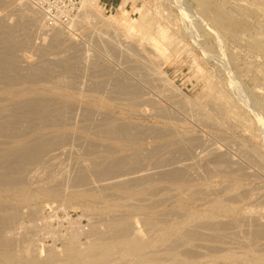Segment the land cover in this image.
<instances>
[{
    "label": "rangeland",
    "instance_id": "1",
    "mask_svg": "<svg viewBox=\"0 0 264 264\" xmlns=\"http://www.w3.org/2000/svg\"><path fill=\"white\" fill-rule=\"evenodd\" d=\"M15 2V0H0V62L4 61L0 63L2 67L0 69V84L2 83L1 87L5 84L11 85L8 87L10 89L13 88L11 89L13 91L21 90L22 87L33 88L34 93L31 96H26L28 98L19 99V97H15L11 100L8 97L7 100L6 96L8 95L4 93L0 105H6L5 107H7L13 102L14 104L15 102L18 103V101L19 103L20 101L24 102L26 99H33V95L37 97L40 95L41 98L47 99L53 95L55 90L62 94V91H67L65 95L67 93L71 98L74 97L72 100L77 97L76 100L78 102L75 100L76 105L69 102L67 105V102H65L67 98L63 97L61 98L62 100L60 99L61 101H55L56 103L53 105L51 98L49 99L52 103L45 99L44 108L42 107L43 112H46V110L47 112L53 111L51 108L55 110L53 112H56V110L58 112L62 111L59 112L60 114L57 113L58 117L56 118V121H59L56 122L59 128V131L57 130L58 133H51L50 129L49 131H41V134L44 135L45 133L46 136L40 134V138L36 139L37 141H43L45 138L46 141H50L45 146L46 148H42V153H39L42 159L39 157L36 162L29 160V155L32 151L29 155L28 151V153L20 151L21 154L15 152V155L18 154V158L14 154L11 155L7 152H13L11 150L14 149L13 145H11L13 141L19 137L24 139L28 135L32 137L30 135L32 134L31 132L37 131L27 130L32 124L34 126L37 125L33 120L31 122V118H28L30 114L26 115L23 113L18 116L17 121L23 124L17 122V126H21L16 131L0 130V174H4V170H6L5 172H9V176L16 180V185L13 184V187L4 185L2 188L3 185L0 186V208L2 211L4 210L2 212L0 209V220L5 218V222L2 219L4 223L0 221V224L2 225L3 223V225L7 226L0 228V245L2 246L0 250L4 248L5 244L8 246L10 243L11 254H15V258L17 257L16 260H13L15 264H73L69 262L68 253H65L68 252L69 247L70 249L73 247L74 249L81 248L76 249L79 251H82L83 248V251H85L84 249L93 245V243L96 244V242L98 243L96 246L100 245L101 247L102 244L113 241L112 236L116 240L113 232L111 233L110 231L112 225V227L120 224L125 226L133 223L134 225H132L135 228L137 227L139 238L150 242L149 247L147 246L143 253L144 255L146 254L145 257L153 256L151 259L146 258L149 261L142 262L143 264H146V262L147 264H155L160 261V258H162L161 263L158 262L157 264H162V262L163 264H176L181 262L182 259H184L185 264H246L247 261V264H264V248L258 247L262 241L264 243V233L263 237L255 238L261 242L259 241L258 243L255 239H252L255 240V244L256 242L258 243V246L253 241L250 242L256 222L254 223L251 220L250 226V220H248L249 223L246 222L248 223L247 225L246 223L244 224L245 221L242 219L243 213L247 210L253 211L255 209L258 210H254L255 212L262 213L258 223L260 221L263 223L264 221V0H113V2L111 0H97L96 3L100 9L99 14L102 19L84 10L85 7L81 3L75 21L69 27H64L70 35L69 39H65V41L61 39L63 41L57 43L51 41L50 35L47 36L51 34L53 29L49 31L42 24L38 14H36L34 27L30 25L27 19L30 14L28 10H34L28 4L22 0L21 4L23 5L18 6ZM122 14L125 15L124 21ZM142 18L147 21L150 20L154 28L153 34H149L148 37L137 29H133L135 33L132 32V29L125 31L127 29L126 26H129L131 21L139 22ZM121 23L124 24L121 25ZM157 29L164 31L169 37L171 35L172 38L170 37V40L171 42L173 40V42L168 44V46L166 43L164 45V41L155 36L157 35ZM150 39L151 42L154 41L155 43L159 41L157 44H160L159 50L163 54L160 59L154 57V51L153 53L151 52L155 48L150 49L151 51L148 48L146 49L145 44L150 43ZM47 42L50 46H48ZM9 62H11L10 67H8ZM14 67L16 69H13ZM148 70L157 72L155 75L158 74L160 79L157 78V75V77L155 75L151 76L154 72L149 75ZM147 74L150 77H147ZM151 77L153 79L156 78L159 82H155V79L154 81L151 80ZM47 87H49L50 92L46 90ZM72 87L77 88L73 89ZM88 96L89 98H87ZM46 101L47 104L45 105ZM85 101L91 102L87 104ZM100 101H105L107 106L105 104H96ZM73 105H75V108ZM116 105L120 107H116ZM66 106L70 108L68 107V109ZM129 106L133 109L130 107L132 109L130 110ZM56 107L57 109H55ZM101 110L106 111L104 112V114L106 113L105 117L104 114L103 117L100 116L101 114L97 115L96 112L100 111L101 113ZM138 110H141L140 113L142 115H137L139 114ZM108 111H110L109 114H107ZM62 114L63 116H61ZM20 116L25 118L22 117L19 120ZM23 120L31 123H24ZM61 120L63 122H60ZM26 124L29 126L26 127ZM117 124L122 132L116 128ZM122 125L125 127L128 125L129 130L127 127L122 128ZM45 127L42 126L38 130ZM105 127L107 131L109 129V132H106L107 135H104ZM109 127L113 129V131L111 130L113 133L110 132ZM26 132L29 133L26 134ZM15 133L19 134L15 135ZM20 133L24 136L22 134L20 136ZM34 133L33 137H37L40 131ZM50 138L53 140L51 141ZM4 141L8 142L4 143ZM44 150L47 151L44 152ZM49 150L50 153L48 154ZM186 151L187 153H185ZM23 154L28 156L25 155V157ZM21 158H24V161ZM125 160L129 163H125ZM95 161L96 163H94ZM111 162L115 163L112 164ZM190 163L192 164L190 165ZM90 164H95V166ZM119 164L120 166H118ZM11 165L13 172L11 171ZM111 166L115 168L113 169ZM132 166L133 169L131 168ZM118 167L122 168L118 170ZM173 167H178V169L181 168L182 170H176L177 173H174L175 169ZM102 170L104 172L106 170L107 173L102 174ZM171 170L173 174L169 173ZM110 171L114 178H112ZM126 172H128V175L125 174ZM100 173L104 177L99 176ZM147 173L149 177L145 175ZM178 173H180L179 176H176ZM139 174L147 176L145 180L144 176L142 177L146 183L141 178L137 179ZM133 175L137 177L134 178ZM127 176L130 178L128 179ZM119 177L121 179L126 177L125 179L128 180H122L121 183H117L121 181ZM77 179H80V181ZM55 180L59 182V185ZM124 181L125 183H123ZM81 182H85L87 185ZM54 183H56L55 187L58 186L55 189ZM98 186L101 187L99 188ZM215 187L216 191H219L216 194L213 192V194L212 191H215ZM154 188H157L158 191ZM170 189L173 190L168 191ZM179 189L182 191H179ZM193 189H196L194 190L196 193L193 192ZM200 189H204V191ZM52 190L58 191L59 195ZM198 190H200L201 194H198L200 193ZM18 193L20 194L18 195ZM172 194H174V198L171 197L173 196ZM138 197L142 200L140 198L137 199ZM169 197L171 198L169 199ZM195 197H198V199H195ZM199 198H202V200L200 201ZM153 199L154 201L152 202ZM207 199L209 202H207ZM253 200H256V202ZM157 201L159 202L157 203ZM151 202L152 205L150 204ZM223 204L230 209L224 208ZM215 206L216 210L214 209ZM244 210L246 211L244 212ZM172 211L180 212L179 214L181 215L179 216L178 213ZM156 215L157 217H155ZM182 215L183 217L181 218ZM192 215L210 218L211 220L216 218L213 220H220L222 223L224 221L226 223L227 220L229 223L223 224L226 227L227 225L230 226V229L234 224L238 223L237 225L242 227L235 225L233 228L237 226L235 231L239 228L238 233L241 232L239 237H242V239L243 237L245 239L249 237V242H246L248 245H244V248L240 244L241 242L237 241L239 240L236 236L237 232V234L234 232V236L237 239L233 235L230 237L227 235L226 237L230 239H226L223 236L222 240H229L228 242L222 241L220 237L213 243V241L211 242L212 233L209 235V231L207 234L203 233L202 239L196 238V240L201 239V241H196L195 239L190 241L187 239V242L188 244L193 242L196 243L194 245L199 244L201 246L204 243L203 247L206 251L204 248L201 250L206 252L204 255L210 254L211 257H204L203 259V256H198L200 257L198 258L193 253L192 255L196 258L193 256L191 259L189 257L192 255H187L186 253L185 256H182L181 253H185L182 249L180 252V247H175V245L172 248L170 247L169 250L168 247H164L162 250V247L160 248L159 246L160 250L158 249L157 255L155 251L158 247L155 246L158 245L163 232L160 229H164L165 226L167 230L173 221H175L173 223L174 226H182L188 218L193 217ZM144 216L146 218L149 217V219ZM167 217H170V219H167ZM239 218L242 219L243 222L240 221L242 224L237 222ZM145 221H148V223L152 222V224L147 222L146 224ZM127 222L128 224H125ZM258 223L257 225L260 226ZM245 225L247 230L250 226V232H248L249 230L245 231ZM252 225L254 226L253 228H251ZM149 226L151 229H149ZM233 228L232 232L228 231L229 234H233ZM153 229L158 231L156 232ZM248 234H251L250 236L252 237L250 238ZM156 235L158 236L156 237ZM205 235L207 237L211 236L209 237L211 240ZM104 236L107 237L105 238ZM232 236L236 242L234 243L235 245L231 244V242H234L231 241L233 240ZM262 238L263 240H261ZM213 239L215 240V237ZM242 239L240 240L244 242ZM172 242L174 243V240ZM175 242L177 241L175 240ZM226 242L228 245L224 244ZM2 243L5 244L3 245ZM210 244H213L216 248L218 245L221 246V248L218 246L219 248L216 250L218 252L215 251L218 256L213 252L214 250H210L212 248L209 247L211 246ZM206 245L210 248L208 252ZM224 245L228 249H225ZM174 247L178 250H175ZM222 248L226 250L227 256L223 253L225 251ZM230 248L234 252L230 253ZM259 248L262 252L258 251L260 250ZM152 249L154 254H152ZM248 250L249 252L247 253ZM170 251L173 256L169 254ZM3 252L4 250L0 251V264H4V260H2ZM164 252L168 254L165 255ZM174 252L178 255L174 254ZM48 253L49 260L45 262L44 260H46V254ZM113 253L115 254L113 255ZM52 254L54 256H51ZM65 254L66 257L68 256V263L64 260L66 259ZM159 255L160 257L158 258ZM168 255L169 258L170 256L172 257L170 260H168ZM212 255L217 256V258H213ZM219 255H221V259ZM108 256L104 255L105 263L102 261L103 263L95 262L94 264H142L135 257L123 256L117 250L112 251L111 255L109 254ZM222 256L226 257L223 258ZM107 258L110 262L107 261ZM152 259H154L153 262ZM190 259L192 261H189ZM193 259L196 261L194 260L193 262Z\"/></svg>",
    "mask_w": 264,
    "mask_h": 264
},
{
    "label": "bare ground",
    "instance_id": "2",
    "mask_svg": "<svg viewBox=\"0 0 264 264\" xmlns=\"http://www.w3.org/2000/svg\"><path fill=\"white\" fill-rule=\"evenodd\" d=\"M12 1V0H11ZM16 2H15V4H17L18 6H21V5H23V4H21L22 3V0H15ZM24 1V0H23ZM80 2L82 3V6L83 7H85V9L84 10H86V11H89V12H91V13H93L94 15H96V16H98L100 19H102L101 18V15L99 14V11H100V9L98 8V5H97V0H80ZM13 3H14V1H13ZM6 4V3H5ZM11 6V5H10ZM14 8V7H13ZM19 10V9H18ZM29 12H30V14H29V17L27 18L28 19V22L30 23V25L32 26V27H34V23H35V20H36V12H34V11H31V10H28ZM122 16H124L123 17V21L125 20V15L124 14H122ZM38 17V16H37ZM144 18H145V16H144ZM112 21H113V19H112ZM26 23H27V21H26ZM124 23H121V25H123ZM119 27H120V25H119ZM126 28L127 29H125V31L126 30H128V29H132V32H133V29H137L140 33H143L144 35H147L148 37H149V34H153V26H152V23L150 22V20H144L143 18H142V20H139V22H133V21H131V23H130V25L129 26H126ZM155 28H157V27H155ZM161 28V27H160ZM30 30H32V29H30ZM41 30V29H40ZM42 31V30H41ZM50 31V30H49ZM51 31H52V29H51ZM123 31V30H122ZM130 31V30H129ZM153 31V32H152ZM46 32V31H45ZM128 32V31H127ZM131 32V31H130ZM133 33H135V32H133ZM157 35H155V36H158L159 37V39L160 40H162V41H164V45H166L167 44V46H168V44H171L172 42H173V40H172V42H171V40H170V37H171V35H170V37H169V35H167L164 31H162V30H158L157 29ZM155 34V33H154ZM51 36V41L53 42V43H57V42H61V41H63V40H61V39H64V41H65V39L67 40V39H69V34H68V32H67V30H65L64 29V27H61V28H57V29H53V31L51 32V34H48L47 36ZM154 36V37H155ZM110 37V36H109ZM113 38V37H112ZM172 38V37H171ZM152 39H154V38H152ZM146 40H147V38H146ZM146 40H145V42H146ZM50 41V42H51ZM109 41H111V40H109ZM115 41V40H114ZM136 41V40H135ZM156 41H157V39H156ZM112 42V41H111ZM48 43V42H47ZM149 43V42H148ZM148 43H144L145 44V47H146V49L148 48L149 49V51H151L153 48H155V49H153L151 52L153 53V51H154V57H156V58H158V59H160V57L163 55L162 54V52H160V50H159V45L160 44H157V43H159V41L157 42V43H155L154 41L153 42H151V39H150V43L148 44ZM166 43V44H165ZM174 43H175V41H174ZM135 44H137V43H135ZM143 44V45H144ZM48 46H50L49 45V43H48ZM161 46H163V45H161ZM160 46V47H161ZM172 46V45H171ZM170 46V47H171ZM54 47V46H53ZM132 47V46H131ZM166 47V46H165ZM131 49V48H130ZM151 49V50H150ZM162 49H164V48H162ZM166 49H167V47H166ZM166 49H164V50H166ZM170 49V48H169ZM8 51H9V49H8ZM125 51V50H124ZM167 54V53H166ZM127 55V54H126ZM135 55V54H134ZM147 57V56H146ZM155 58V59H156ZM48 59V58H47ZM74 59V58H73ZM149 60H150V58H148ZM153 59V58H152ZM2 60V59H1ZM5 60V59H4ZM68 60V59H67ZM72 60V59H71ZM70 60V61H71ZM77 60V59H76ZM146 60V59H145ZM1 62H4V61H1ZM0 62V63H1ZM46 62V61H45ZM45 62H42V63H45ZM56 62V61H55ZM60 62V61H59ZM72 62V61H71ZM74 62V61H73ZM148 62V61H147ZM8 63V62H7ZM10 63L11 62H9V66L8 67H10ZM16 63V62H15ZM47 63V62H46ZM51 63V62H50ZM68 63V62H67ZM76 63V62H75ZM56 64H57V62H56ZM59 64V63H58ZM148 64V63H147ZM18 65V64H17ZM25 65V64H24ZM46 65V64H45ZM52 65V64H51ZM62 65V64H61ZM139 65V64H138ZM3 67H4V65H2ZM6 66V67H7ZM56 66V65H55ZM66 66V65H65ZM143 66V65H142ZM1 67V66H0ZM49 67V66H48ZM73 67V66H72ZM139 67V66H138ZM145 67V66H144ZM147 67H148V65H147ZM34 68V67H33ZM63 68V67H62ZM61 68V69H62ZM68 68V67H67ZM142 68V67H141ZM0 69H2V67L0 68ZM5 69V68H4ZM3 69V70H4ZM8 69V68H7ZM13 69H16L15 67L13 68ZM22 69V68H21ZM60 69V68H59ZM69 69V68H68ZM144 69V68H143ZM149 69H151V68H149ZM20 70V69H19ZM38 70V69H37ZM9 71V70H8ZM18 71V70H17ZM147 71V70H146ZM39 72V71H38ZM148 72H149V75H150V73L152 74V72H154L153 70H151V71H149L148 70ZM4 73V72H3ZM6 73V72H5ZM10 73V72H9ZM146 73V72H145ZM155 73H157V72H154V74H152L151 76H153V75H155ZM10 74H12V73H10ZM18 74V73H17ZM30 74V73H29ZM15 75H16V73H15ZM148 74H147V77H150ZM157 76H158V74H156ZM155 75V77H157ZM5 76H7L6 74H5ZM13 76V75H12ZM27 76V75H26ZM8 77H9V75H8ZM35 77V76H34ZM43 77V76H42ZM15 78V77H14ZM157 78H159V76L157 77ZM0 79H1V77H0ZM5 79V78H4ZM6 79H7V77H6ZM5 79V80H6ZM20 79V78H19ZM31 79V78H30ZM42 79V78H41ZM121 79V78H120ZM150 79V78H149ZM155 79V82H159V81H157L156 80V78H154ZM154 79H153V77H151V80H153L154 81ZM160 79V78H159ZM2 80H3V78H2ZM4 80V81H5ZM12 80V79H11ZM10 80V81H11ZM17 80V79H16ZM117 80V79H116ZM1 81V80H0ZM8 81V80H7ZM23 81V80H22ZM28 81V80H27ZM120 81V80H119ZM12 82H14V81H12ZM29 82V81H28ZM50 82H52V81H50ZM70 82V81H69ZM128 82V81H127ZM16 83V82H15ZM32 83V82H31ZM48 83V82H47ZM54 83V82H53ZM61 83V82H60ZM149 83V82H148ZM2 84V83H1ZM0 84V102H2L1 101V99H2V97L4 96L3 94L5 93V94H7L8 96H6V99L8 100V98H9V100H11V99H13V98H15V97H19V99L20 98H28V97H26V96H31L32 95V93H34L33 91L34 90H32L33 88L32 87H30V88H32V89H29V87L28 88H23L22 87V89L20 90V89H18V90H16V91H13V90H11V89H13V88H11L10 89V87H8V86H11V85H8V84H5V85H3V87H1L2 85ZM27 84H29V83H27ZM125 84V83H124ZM158 84V83H157ZM7 85V86H6ZM16 85V84H15ZM18 85V84H17ZM56 85V84H55ZM70 85V84H69ZM41 86V85H40ZM127 86V85H126ZM130 86V85H129ZM136 86V85H135ZM13 87V86H12ZM20 87V86H19ZM18 87V88H19ZM33 87H35V86H33ZM44 87H45V85H44ZM43 87V88H44ZM51 87H53V86H51ZM139 87V86H138ZM55 88H57V87H55ZM63 88V87H62ZM71 88V87H70ZM73 88V87H72ZM75 88H77V87H75ZM75 88H73V89H75ZM101 88V87H100ZM120 88V87H119ZM124 88V87H123ZM140 88V87H139ZM16 89V88H15ZM51 89V88H50ZM54 89V88H53ZM52 89V90H53ZM137 89V88H136ZM36 90V89H35ZM46 90L48 91L49 90V87H47L46 88ZM59 90H61V89H59ZM106 90V89H105ZM39 91V90H38ZM44 91V90H43ZM54 91V90H53ZM57 91H58V89H57ZM71 91H73V90H71ZM37 92V91H36ZM49 92H50V90H49ZM60 92V91H59ZM63 92V94L61 93H58V92H56V90H55V92L53 93V95L51 96V97H49V98H51V101L53 102V105H54V103H56L55 101H61L62 99L61 98H67L66 99V101L65 102H67V105H68V102L69 103H74L75 105H76V103H75V100H76V98L75 99H73L72 100V98H74V97H72L71 98V96H69V95H67V93H66V95H65V92H67V91H62ZM80 92V91H79ZM107 92H109V91H107ZM107 92H106V94H107ZM40 93V92H39ZM44 93V92H43ZM45 94V93H44ZM130 94V93H129ZM3 95V96H2ZM39 95V94H38ZM48 95V94H47ZM49 95H50V93H49ZM72 95V94H71ZM74 95V94H73ZM131 95H133V94H131ZM8 97V98H7ZM34 97H36V98H34ZM46 97V96H45ZM132 97H134V96H132ZM49 98H47L48 99V102L50 101V99ZM87 98H89V96L87 97ZM4 99V98H3ZM6 99H4V100H6ZM31 99V100H30ZM29 100H27L26 99V101H24V102H21L20 101V103H19V101H18V103L17 102H15V104H14V102H13V104H7L8 106L7 107H5V106H1L0 105V130H11V131H16L17 129H19L20 127L19 126H21V125H18L17 126V118H18V116L19 115H22L23 113L24 114H26V115H28V114H30L29 115V117L28 118H31V122H32V120L37 124V125H31V126H29L28 124H30L31 122H29V121H24V123L26 122V123H28V124H26V127L27 126H29L28 128H27V130H29V131H33V130H37V131H40V133L39 134H37V135H39V136H37V137H33V133L35 132H37V131H34V132H31L32 134H30V135H32V137H30L29 135L28 136H26V137H24V139H22V138H18V139H16L15 141H13V143L11 144V145H13V148L14 149H11V150H13V152L11 151H7V152H9V154H11V155H13L14 154V156L16 157L18 154L17 153H20L21 154V152L20 151H25L26 153H28V155L30 154V152L32 151V155L30 154L29 156V160L30 161H34V162H36L38 159H39V157H40V154L39 153H42V148H46L45 146L50 142H48V141H46L45 140V138H44V140L43 141H37L38 139V137L40 138V136L42 135V136H46L45 135V133H44V135L43 134H41V131H49V129L51 130L50 132L52 133V132H57V130L59 131V128H58V123H56L57 121H56V118L58 117V114H60L59 112L60 111H62V110H60L59 112L56 110V112H53V111H55L53 108H51V110H53V111H49V112H47V110L46 109H44V110H46V112L44 111L43 112V109H42V107L44 106V102H45V99L44 98H41L40 97V95H39V97H37V96H34L33 95V99L32 98H30ZM44 99V100H43ZM46 99V100H47ZM61 99V100H60ZM83 99H84V97H83ZM24 100V99H23ZM92 100V99H91ZM113 100V99H112ZM118 100V99H117ZM50 101V102H51ZM82 101V100H81ZM103 101V100H102ZM109 101V100H108ZM120 101V100H119ZM151 101V100H150ZM11 102V101H10ZM9 102V103H10ZM51 102V103H52ZM63 103H64V101H62ZM76 102H78L77 100H76ZM91 102V101H90ZM90 102H87V101H85V103H90ZM133 102V101H132ZM50 103V104H51ZM128 103H130V102H128ZM143 103H144V100H143ZM47 104V101H46V103H45V105ZM57 104H59V103H57ZM60 104H61V102H60ZM82 104V103H81ZM84 104V103H83ZM93 104H95V103H93ZM96 104H105V106H107L106 104L107 103H105V101L104 102H97ZM120 104V103H119ZM142 104V103H141ZM147 104V103H146ZM70 105V104H69ZM75 105H73V107L75 106ZM113 105H115V104H113ZM123 105H125V104H123ZM122 105V106H123ZM132 105V104H131ZM72 106V105H71ZM81 106V105H80ZM88 106V105H87ZM98 106V105H97ZM103 107H104V105H102ZM110 106V105H109ZM121 106V108L123 109V107ZM67 108L69 107V106H66ZM99 107V106H98ZM116 107H120L119 105L117 106L116 105ZM125 107H126V105H125ZM131 106H129V109L130 110H132L131 108H130ZM44 108V107H43ZM60 108V107H59ZM70 108V107H69ZM68 108V109H69ZM75 108V107H74ZM101 108V107H100ZM99 108V109H100ZM105 108H107V107H105ZM127 108V107H126ZM48 109V108H47ZM55 109H57V107L55 108ZM62 109H63V107H62ZM96 109V108H95ZM98 109V108H97ZM119 109V108H118ZM59 110V109H58ZM104 110H106V109H104ZM102 111L101 113H100V111H98V112H96L97 113V115L99 114H101L100 116H102L103 117V114H104V112H106V111ZM109 110V109H108ZM90 111H91V109H90ZM95 111V110H94ZM97 111V110H96ZM141 111V110H140ZM140 111L138 110V112H139V114H137V115H140L141 113H140ZM51 112H53V113H51ZM64 112V111H63ZM86 112V111H85ZM93 112V111H92ZM109 112L110 111H108L107 112V114H109ZM58 113V114H57ZM132 113V112H131ZM143 113V112H142ZM90 114H92L91 112H90ZM94 114V113H93ZM106 114V113H105ZM105 114H104V117H105ZM133 115V114H132ZM142 115V114H141ZM25 116V115H24ZM61 116H63V114L61 115ZM110 116V115H109ZM149 116V115H148ZM23 116H20L19 117V120H20V118H22ZM26 117V116H25ZM25 117H23V118H25ZM107 117H108V115H107ZM106 117V118H107ZM27 118V119H28ZM110 118V117H109ZM20 122V121H19ZM18 122V123H19ZM59 122V121H58ZM60 122H63V120H61ZM22 122H20V124H21ZM23 124V123H22ZM101 124V123H100ZM120 124V123H119ZM63 125V124H62ZM61 125V126H62ZM66 125V124H65ZM93 125V124H92ZM97 125V124H96ZM95 125V126H96ZM99 125V124H98ZM115 125V124H114ZM42 126H46L45 128H43V129H39L38 130V128H40V127H42ZM79 126V125H78ZM105 126V125H104ZM109 126V125H108ZM119 125L117 124V127L116 128H118L119 129V127H118ZM124 125H122L121 127L122 128H126L127 127V129H128V125L125 127H123ZM135 126V125H134ZM133 126V127H134ZM26 127H25V129H26ZM89 127V126H88ZM100 127V126H99ZM113 127V126H112ZM137 127V126H136ZM84 128H85V126H84ZM106 128V127H105ZM110 128V127H109ZM114 128V127H113ZM132 128V127H131ZM147 128V127H146ZM151 128V127H150ZM96 129H97V127H96ZM100 129V128H99ZM115 129V128H114ZM98 130V129H97ZM103 130H105V129H103ZM113 131V129L112 128H110V132L111 133H113L112 131ZM116 130V129H115ZM114 130V131H115ZM120 131H121V128L119 129ZM122 130H124V129H122ZM126 130V129H125ZM124 130V131H125ZM129 130V129H128ZM23 131V130H22ZM100 131V130H99ZM119 131V132H120ZM124 131H123V133H124ZM131 131V130H130ZM139 131H141V130H139ZM1 132V131H0ZM104 132V131H103ZM106 132L108 133L109 132V129H108V131H107V128H106V130H105V134L104 135H107L106 134ZM122 132V131H121ZM121 132H120V134H121ZM152 132V131H151ZM29 133V132H28ZM27 132H26V134H28ZM34 133V134H35ZM47 133V132H46ZM50 133V134H51ZM58 133V132H57ZM114 133H116V132H114ZM122 133V134H123ZM126 133V132H125ZM17 133H15V135H16ZM19 134V133H18ZM17 134V135H18ZM21 134L22 133H20V136H21ZM41 134V135H40ZM48 134V133H47ZM49 134V135H50ZM145 134V133H144ZM159 134V133H158ZM3 135V134H2ZM14 135V134H13ZM14 135V136H15ZM23 135V134H22ZM73 135V134H72ZM77 135V134H76ZM98 135V134H97ZM154 135V134H153ZM24 136V135H23ZM36 136V135H35ZM71 136V135H70ZM75 136V135H74ZM109 136V135H108ZM116 136V135H115ZM117 136H119V135H117ZM123 136V135H122ZM133 136V135H132ZM156 136V135H155ZM18 137V136H17ZM48 137V136H47ZM58 137H60V136H58ZM79 137V136H78ZM113 137H114V135H113ZM159 137V136H158ZM52 138H55V137H52ZM118 138V137H117ZM157 138V137H156ZM37 139V140H36ZM57 139H59V138H57ZM80 139V138H79ZM48 140V139H47ZM50 140H51V138H50ZM53 140V139H52ZM51 140V141H52ZM3 141V140H2ZM6 141H4V143H5ZM8 142V141H7ZM6 142V143H7ZM82 142V141H81ZM90 142V141H89ZM11 143V142H10ZM91 143H93V142H91ZM200 143H201V141H200ZM199 143V144H200ZM3 144V143H2ZM10 145V146H11ZM104 145V144H103ZM197 145H198V143H197ZM202 145V144H201ZM6 146V145H5ZM52 146H54V145H52ZM88 146V145H87ZM94 147H95V145H93ZM92 146V147H93ZM105 146V145H104ZM161 146V145H160ZM159 146V147H160ZM9 147V146H8ZM48 147V146H47ZM83 147V146H82ZM101 147V146H100ZM155 147V146H154ZM156 147H158V146H156ZM164 147V146H163ZM108 148V147H107ZM111 148V147H110ZM162 148V147H161ZM182 148V147H181ZM7 149V148H6ZM5 149V150H6ZM147 149V148H146ZM146 149H145V151H146ZM183 149V148H182ZM210 149H211V147H210ZM10 150V149H9ZM151 150V149H150ZM155 150V149H154ZM4 151V150H3ZM28 151V152H27ZM45 151H47V150H44V152ZM54 151V150H53ZM57 151V150H56ZM64 151V150H63ZM116 151V150H115ZM114 151V152H115ZM148 151V150H147ZM15 152H17L16 154L17 155H15ZM34 152V153H33ZM59 152H60V150H59ZM156 152H157V150H156ZM172 152V151H171ZM5 153V152H4ZM36 153V154H35ZM50 153V150H49V152H48V154ZM51 153H52V151H51ZM55 153V152H54ZM71 153V152H70ZM140 153V152H139ZM151 153V152H150ZM185 153H187V151L185 152ZM190 153V152H189ZM188 153V154H189ZM192 153V152H191ZM34 154V155H33ZM57 154V153H56ZM152 155H154L153 153H151ZM150 154V155H151ZM8 155V154H7ZM26 156H28L27 154H25ZM24 154H23V156H25ZM42 155V154H41ZM53 155V154H52ZM131 155H135V154H131ZM146 155V154H145ZM184 155V154H183ZM6 156V155H5ZM10 156V155H9ZM25 156V157H26ZM69 156V155H68ZM149 156V155H148ZM162 156V155H161ZM4 157V156H3ZM7 157V156H6ZM21 157V156H20ZM46 157V156H45ZM44 157V158H45ZM65 157V156H64ZM99 157V156H98ZM101 157V156H100ZM104 157V156H103ZM17 158H18V156H17ZM41 158V157H40ZM51 158V157H50ZM61 158V157H60ZM59 158V159H60ZM105 158V157H104ZM116 158V157H115ZM127 158V157H126ZM169 158V157H168ZM3 159V158H2ZM21 159H23V161H24V158H21ZM27 159H28V157H27ZM27 159L25 158V160L27 161ZM42 159V158H41ZM66 159H67V157H66ZM122 159H125V158H122ZM121 159V160H122ZM135 159V158H134ZM171 159V158H170ZM228 159V158H227ZM3 160H5V159H3ZM9 160V159H8ZM14 159H12V161H13ZM50 160V159H49ZM55 160H56V158H55ZM102 160H104L103 158H102ZM101 160V161H102ZM113 160V159H112ZM118 160V159H117ZM129 160H130V158H129ZM138 160V159H137ZM142 160V159H141ZM195 160V159H194ZM23 161H22V163H23ZM105 161V160H104ZM110 161V160H109ZM114 161H115V159H114ZM126 161V160H125ZM14 162H15V160H14ZM47 162H49V161H47ZM117 162V161H116ZM120 162V161H119ZM123 162V161H122ZM121 162V163H122ZM130 162H132V161H130ZM166 162V161H165ZM218 162V161H217ZM26 163H28V162H26ZM50 163V162H49ZM91 163V162H90ZM94 163H96V161L94 162ZM98 163V162H97ZM99 163H101V162H99ZM112 164L113 163H115V162H111ZM110 163V164H111ZM125 163H129V162H125ZM193 163H194V161H193ZM197 163V162H196ZM225 163V162H224ZM227 163V162H226ZM231 163V162H230ZM2 164H4V165H6L5 163H2ZM1 164V165H2ZM8 164V163H7ZM29 164V163H28ZM92 164V163H91ZM90 164V165H91ZM124 164V163H123ZM122 164V165H123ZM131 164V163H130ZM129 164V165H130ZM192 163H190V165H191ZM205 164V163H204ZM238 164V163H237ZM9 165V164H8ZM53 165V164H52ZM65 165V164H64ZM101 165V164H100ZM99 165V166H100ZM114 165H116V164H114ZM113 165V166H114ZM142 165V164H141ZM233 165V164H232ZM231 165V166H232ZM7 166V165H6ZM15 166H16V163H15ZM29 166V165H28ZM88 166H89V164H88ZM91 166H95V164L94 165H91ZM118 166H120V164L118 165ZM138 166V165H137ZM140 166V165H139ZM226 166V165H225ZM7 167H9V166H7ZM11 167H12V165H11ZM72 167V166H71ZM78 167V166H77ZM81 167V166H80ZM83 167V166H82ZM85 167V166H84ZM87 167V166H86ZM108 167V166H107ZM112 167V166H111ZM156 167V166H155ZM228 167V166H227ZM230 167V166H229ZM242 167V166H241ZM26 168V167H25ZM38 168V167H37ZM90 168V167H89ZM94 168V167H93ZM104 168V167H103ZM113 169L115 168V167H112ZM119 168H122V167H118L117 169L119 170ZM132 169H133V166L131 167ZM161 168V167H160ZM174 168V167H173ZM173 168H172V170H173ZM3 169H5V168H3ZM8 169H11V168H8ZM39 169V168H38ZM67 169V168H66ZM74 169V168H73ZM82 169V168H81ZM108 169H110V168H108ZM137 169H139V168H137ZM167 169V168H166ZM175 169V171H174V173H177V171L176 170H180V169H178V167H176V168H174ZM232 169V168H231ZM13 170V167H12V169H11V171ZM70 170H72V169H70ZM98 170V169H97ZM135 170V169H134ZM172 170L171 171H169V173H172L173 174V172H172ZM182 170V169H181ZM6 170H4V174L2 173V174H0V186H2V188L4 187V185L5 186H7V187H9V186H14L13 184H15L16 185V180H15V178L13 179V178H11L10 176H9V172H5ZM7 171H9V170H7ZM15 171V170H14ZM84 171V170H83ZM82 171V172H83ZM95 171V170H94ZM93 171V172H94ZM101 171V170H100ZM103 171V173L102 174H104V173H107L106 172V170H105V172H104V170H102ZM108 171V170H107ZM111 171L113 172V170L111 169ZM111 171H110V173H111ZM126 171H127V169H126ZM130 171V170H129ZM136 171V170H135ZM0 172H1V169H0ZM13 172V171H12ZM16 172V171H15ZM28 172V171H27ZM89 172V171H88ZM98 172V171H97ZM124 172H125V170H124ZM160 172V171H159ZM179 172V171H178ZM17 173V172H16ZM74 173V172H73ZM115 173V172H114ZM122 173V172H121ZM120 173V174H121ZM128 172H126L125 174H127ZM134 173H136V172H134ZM143 173V172H142ZM246 173V172H245ZM64 174V173H63ZM76 174V173H75ZM74 174V175H75ZM92 174V173H91ZM96 174V173H95ZM94 174V175H95ZM123 174V173H122ZM129 174H130V172H129ZM137 174H138V172H137ZM179 174L180 173H178V174H176V176L178 175L179 176ZM11 175V174H10ZM81 175V174H80ZM89 175V174H88ZM107 175V174H106ZM110 175V174H109ZM113 174L111 173V176H112ZM119 175V174H118ZM128 175V174H127ZM145 175H148V173L147 174H145ZM202 175V174H201ZM251 175V174H250ZM65 176V175H64ZM96 176H97V174H96ZM99 176H101V173L99 174ZM120 176V175H119ZM122 176V175H121ZM138 176V177H137ZM137 176H134L133 175V177L134 178H136L137 177V179L138 178H141L142 180H143V174H139V175H137ZM170 176V175H169ZM173 176V175H172ZM174 176H175V174H174ZM187 176V175H186ZM191 176V175H190ZM77 177V176H76ZM83 177V176H82ZM88 177V176H87ZM101 177H104L103 175L101 176ZM106 177V176H105ZM128 177V176H127ZM148 177H149V175H148ZM75 178V177H74ZM79 178H81V177H79ZM85 178V177H84ZM84 178H83V180H84ZM112 178H114V176H112ZM122 178H124V177H122ZM126 178V177H125ZM121 179L120 177H119V179H121V181H119V182H117V180H116V182L117 183H121L122 182V180H128L130 177H128V179ZM133 178V179H134ZM145 178H147V176H144V180H145ZM174 178V177H173ZM177 178V177H176ZM190 178V177H189ZM192 178V177H191ZM137 179H136V181H137ZM140 179V180H141ZM177 179H180V178H177ZM185 179H187V178H185ZM197 179V178H196ZM24 180H25V178H24ZM75 180V179H74ZM78 180V179H77ZM82 180V179H81ZM87 180V179H86ZM135 180V179H134ZM143 180V181H144ZM198 180V179H197ZM21 181V180H20ZM57 180H55V182H56ZM62 181V180H61ZM73 181V180H72ZM78 181H80V179L78 180ZM142 181V182H143ZM43 182V181H42ZM64 182V181H63ZM62 182V183H63ZM67 182V181H66ZM69 182V181H68ZM86 182V181H85ZM85 182H83V183H85ZM114 182V181H113ZM113 182H111V183H113ZM145 182V181H144ZM27 183V182H26ZM46 183V182H45ZM53 183V182H52ZM59 182L57 181V184H58ZM78 183V182H77ZM82 183V182H81ZM80 183V184H81ZM82 183V184H83ZM87 183V182H86ZM85 183V185H87ZM91 183V182H90ZM115 183V182H114ZM123 183H125V181L123 182ZM134 183H135V181H134ZM139 183V182H138ZM140 183H141V181H140ZM146 183V182H145ZM40 184V183H39ZM47 184V183H46ZM64 184V183H63ZM132 184V183H131ZM142 184V183H141ZM149 184H150V182H149ZM35 185V184H34ZM42 185H43V183H42ZM52 185V184H51ZM54 185V189L55 188H57V187H55V185H56V183H54L53 184ZM59 185V184H58ZM61 185V184H60ZM77 185V184H76ZM123 185H125V184H123ZM126 185H127V183H126ZM138 185V184H137ZM140 185V184H139ZM145 185V184H144ZM23 186V185H22ZM89 186V185H88ZM112 186V185H111ZM110 186V187H111ZM121 186V185H120ZM135 186V185H134ZM142 186H143V184H142ZM159 186V185H158ZM165 186V185H164ZM44 187V186H43ZM50 187V186H49ZM48 187V188H49ZM99 187V186H98ZM101 187V186H100ZM99 187V188H100ZM114 187V186H113ZM124 187V186H123ZM137 187H139V186H137ZM141 187V186H140ZM157 187V186H156ZM159 187H161V186H159ZM1 188V189H2ZM51 188V187H50ZM103 188V187H102ZM117 188H118V186H117ZM135 188V187H134ZM179 188V187H178ZM189 188V187H188ZM187 188V189H188ZM227 188V187H226ZM53 189V188H52ZM91 189H92V187H91ZM97 189V188H96ZM104 189V188H103ZM109 189V188H108ZM137 189V188H136ZM141 189V188H140ZM154 189H156L157 190V188H154ZM161 189H162V187H161ZM177 189V188H176ZM181 189V188H180ZM179 189V191H182V190H180ZM186 189V190H187ZM192 189V188H191ZM209 189V188H208ZM208 189H206V190H208ZM219 189H221V188H219ZM58 190V189H57ZM59 190H60V187H59ZM107 190V189H106ZM135 190V189H134ZM156 190H154V191H156ZM164 190V189H163ZM171 190H173V189H170V190H168V191H171ZM185 190V189H184ZM194 190H196V189H193V192H195ZM200 190H203L204 191V189H200ZM200 190H198L199 192H200ZM205 190V191H206ZM213 190V189H212ZM53 191V190H52ZM51 191V192H52ZM56 190H54L53 192L54 193H56L57 195H59L57 192H55ZM61 191V190H60ZM59 191V192H60ZM92 191V190H91ZM158 191V190H157ZM178 191V190H177ZM189 191H190V189H189ZM197 191V192H198ZM209 191H210V189H209ZM209 191H207V192H209ZM219 191V190H218ZM218 191H216V187H215V191H212V193L213 192H215V194L216 193H218ZM162 192V191H161ZM164 192V191H163ZM192 192V191H191ZM193 192H192V194H193ZM211 192V191H210ZM209 192V193H210ZM63 193V192H62ZM153 193V192H152ZM157 193V192H156ZM159 193V192H158ZM167 193V192H166ZM174 193H176L175 191H174ZM183 193V192H182ZM196 193V192H195ZM205 193V192H204ZM264 193V192H263ZM262 193V194H263ZM20 193H18V195H19ZM61 194V193H60ZM112 194V193H111ZM122 194H124V193H122ZM148 194V193H147ZM150 194H151V192H150ZM154 194V193H153ZM152 194V195H153ZM188 194V193H187ZM186 194V195H187ZM191 194V195H192ZM198 194H201V192L200 193H198ZM211 194V193H210ZM214 194V193H213ZM261 194V195H262ZM115 195V194H114ZM119 195V194H118ZM117 195V196H118ZM151 195V196H152ZM173 196H171V197H173L174 198V194H172ZM179 195V194H178ZM189 195V194H188ZM194 195V194H193ZM197 195V194H196ZM204 196L206 195V194H203ZM207 195H208V193H207ZM206 195V196H207ZM239 195V194H238ZM177 196V195H176ZM211 196H213L212 194H211ZM242 196H244V195H242ZM109 197V196H108ZM135 197V196H134ZM171 197H169V199L171 198ZM188 197V196H187ZM207 197H209V196H207ZM228 197V196H227ZM125 198V197H124ZM126 198H128L127 196H126ZM140 197H138L137 199H139ZM145 198V197H144ZM188 198H192V197H188ZM212 198V197H211ZM211 198H209V199H211ZM215 198V197H214ZM258 198V197H257ZM261 198H263V197H261ZM117 199V198H116ZM135 199V198H134ZM141 199V198H140ZM147 199V198H146ZM151 199V198H150ZM161 199H163V198H161ZM161 199H160V201H161ZM165 199V198H164ZM169 199H167V200H169ZM195 199H198V197L196 198L195 197ZM195 199H193V200H195ZM205 199H206V197H205ZM204 199V200H205ZM255 199V198H254ZM264 199V198H263ZM263 199H259V200H263ZM142 200V199H141ZM141 200H139V201H141ZM199 200L201 201L202 200V198L200 199L199 198ZM213 200V199H212ZM217 200V199H216ZM257 200V199H256ZM256 200H253V201H255L256 202ZM258 200V201H259ZM154 201V199L152 200V202ZM165 201V200H164ZM198 201V200H197ZM206 201V200H205ZM205 201H204V203H205ZM213 201H215V200H213ZM224 201V200H223ZM229 201V200H228ZM234 201V200H233ZM152 202L150 203L151 205H152ZM159 201H157V203H158ZM162 202V201H161ZM195 202V201H194ZM203 202V201H202ZM207 202H209L208 201V199H207ZM212 202V201H211ZM216 202V201H215ZM156 203V202H155ZM252 203H254V202H252ZM145 204V203H144ZM143 204V205H144ZM210 204V203H209ZM221 204H222V202H221ZM150 205V206H151ZM215 205H217V204H215ZM6 206V205H5ZM125 206H126V204H125ZM145 206V205H144ZM149 206V205H148ZM158 206V205H157ZM210 206V205H209ZM223 206H224V208H228L227 206L225 207V205L223 204ZM1 207H2V205H1ZM12 207V206H11ZM152 207V206H151ZM180 207V206H179ZM7 208H9V207H7ZM150 208V207H149ZM213 208V207H212ZM223 208V207H222ZM249 208V207H248ZM1 209V208H0ZM3 209H4V207H3ZM11 209H13V208H11ZM177 209V208H176ZM175 209V210H176ZM215 210H216V206H215V208H214ZM219 209V208H218ZM218 209H217V211H218ZM230 208H228L227 210H229ZM249 209H251V208H249ZM253 209V208H252ZM7 210H9V209H7ZM7 210H5V211H7ZM20 210H21V208H20ZM19 210V211H20ZM33 210V209H32ZM178 210V209H177ZM219 210H222V209H219ZM255 209H253V211H254ZM1 211H2V209H1ZM4 211V210H3ZM2 211V212H3ZM15 211H17V210H15ZM22 211V210H21ZM183 211V210H182ZM181 211V212H182ZM214 211V210H213ZM246 210H244V212H245ZM253 211H251V210H247L245 213H243V215H242V219H244L243 221H245L244 222V224L246 223V222H248V220H250L248 223H249V225L251 224V220H253L254 221V223L256 224V226H255V224L254 223H252L253 225H252V227L251 228H253V231H252V236L254 237H252V236H250L251 234H248L249 236H250V242L251 241H253V243L255 244V240L257 241V239H255V238H260L262 235H263V233H264V228L262 229V227L264 226V221H263V223L260 221V223H258V221H259V219H260V215L262 214V213H259V212H255V211H258V210H255L254 212ZM12 212V211H11ZM167 212V211H166ZM165 212V213H166ZM172 212H174V211H172ZM228 212V211H227ZM13 213H14V211H13ZM169 213H171V212H169ZM174 213H180V212H174ZM174 213H172L173 215H177V214H174ZM186 213V212H185ZM222 213V212H221ZM226 213V212H225ZM162 214V213H161ZM166 214H168V213H166ZM165 214V215H166ZM182 214H183V212H182ZM187 214V213H186ZM181 214H179V216H180ZM200 215V214H199ZM204 215V214H203ZM206 215V214H205ZM215 215H216V213H215ZM264 215V214H263ZM148 216V215H147ZM193 216V215H192ZM208 216V215H207ZM206 216V217H207ZM225 216H227V215H225ZM241 216V215H240ZM110 217V216H109ZM108 217V218H109ZM145 217V216H144ZM155 217H157V215L155 216ZM173 217V216H172ZM183 217V215L181 216V218ZM203 217V216H202ZM222 217H224V216H222ZM263 217V216H262ZM106 218V217H105ZM111 218V217H110ZM114 218V217H113ZM123 218V217H122ZM146 218V217H145ZM170 219V217H167V219ZM225 218V217H224ZM4 220V222H5V218H1V222H3V220ZM146 219H149V217L148 218H146ZM166 219V218H165ZM179 219V218H178ZM213 219H216V218H212V220L210 219V218H201V216H199V217H195V215L193 216V217H190V218H188L186 221H185V223L182 225V226H174L173 225V223L175 222V221H173V223H172V225L166 230L165 229V226H164V229H160V231H162L163 230V232H162V234H161V237H160V239H159V243H158V245H156L155 247H158L157 248V250L155 251V253L157 252V255H158V249H159V246H160V248L162 247V250L164 249V247H168V250H169V248L171 247L172 248V246H174L175 245V247H180L179 249V251L181 252V249H182V251L185 253V254H182L181 253V255L182 256H185L186 255V253H187V255H192L193 253H195L196 254V256L198 257V256H200V257H202L203 259H204V257H211L210 256V254H205L204 255V253H206L205 251V248L203 247L204 246V243H203V246H201V245H194V244H196V243H191L190 242V244H188V240H193V239H195L196 240V238L198 237V238H201L202 239V235H203V233L204 234H207V232H209V235H210V233H212V240H211V238L209 239V237H211V236H209V237H207V235H205L209 240H211V242L213 241V243L214 242H216V239H218V238H220L221 237V240L223 239V236H231V235H235L234 234V232L236 233H238V229H236L237 231H235V228H237V226H241V225H237L238 223L237 222H239L240 223V221L241 222H243L242 221V219H238V221L237 222H235V223H237V224H234L232 227H231V229H230V226H228L227 225V227L224 225V224H227V223H229V222H227V220H226V223H222L220 220L219 221H215V220H213ZM219 219H221V218H219ZM263 219V218H262ZM110 220V219H109ZM175 220H177V219H175ZM218 220V219H217ZM247 220V221H246ZM114 221V220H113ZM119 221V220H118ZM159 221H161V220H159ZM180 221V220H179ZM252 221V222H253ZM0 222V223H1ZM3 222V223H4ZM111 222V221H110ZM110 222H109V224H110ZM131 222V221H130ZM148 223V221H145V223ZM161 222H163V221H161ZM233 222V223H234ZM3 223H2V225H3ZM114 223H116V222H114ZM146 223V224H147ZM149 223H151L152 224V222H149ZM148 223V224H149ZM177 223V222H176ZM231 223V222H230ZM248 223H246L247 225H248ZM257 223L258 224H260V226H258L257 225ZM104 224V223H103ZM111 224H113V223H111ZM123 224V223H122ZM125 224H128V222L127 223H125ZM133 224V223H132ZM130 225V223L128 224V225H123V226H121V224L119 225V226H115L114 225V227H112L111 226V228H110V231H111V233L113 232V234H114V236L116 237V240H114L113 238V236H112V240L113 241H111L110 243L108 242H106L107 244H102L101 245V247H100V245H98V246H96V244H98L97 242H96V244H94L93 243V245H90L89 247H87L86 249H84L85 251H83V248H82V251H79V250H76V249H81V248H76V249H74V247L73 248H71L70 249V247H69V250H68V252H65V253H68V256H69V262L70 263H73V264H94L95 262H101V263H103L102 261H104V255L105 256H108L109 254L111 255V252L113 251H118L121 255H123V256H129V257H135L137 260H138V262H145V261H149V259H151V257L153 256H151V257H145V255H144V253H143V251L145 250V248L148 246L149 247V244H150V242H149V240H148V242H146V241H143V239H141V238H139V234H138V231L136 230V228L133 226V225ZM240 224H242V223H240ZM1 225V224H0ZM0 226V228L1 227H4V226H6V225H3V226ZM230 225V224H229ZM232 225V224H231ZM235 225H237L235 228H233ZM151 226V225H150ZM149 226V227H150ZM168 226V225H167ZM251 226V225H250ZM250 226H249V231L247 230V228H246V225H245V227L244 228H246L245 229V231H248V232H250ZM7 227V226H6ZM148 227V228H149ZM228 227H229V229H228ZM242 227V226H241ZM11 228V227H10ZM144 228V227H143ZM158 228V227H157ZM232 228L234 229V231H233V234L231 233V234H229V232L228 231H231L232 232ZM4 229V228H3ZM97 229V228H96ZM145 229V228H144ZM149 229H151V227L149 228ZM154 229H156V228H154ZM153 229V230H154ZM17 230V229H16ZM106 230V229H105ZM152 230V231H153ZM148 231V230H147ZM154 231H158V230H154ZM240 231V230H239ZM242 231V230H241ZM1 232V231H0ZM14 232V231H13ZM102 232V231H101ZM104 232V231H103ZM227 232H228V234H227ZM93 233V232H92ZM110 233V234H111ZM150 233V232H149ZM153 233V232H152ZM151 233V234H152ZM236 233V234H237ZM241 233V232H240ZM240 233H238L236 236H237V238H239V240H237V241H239V242H241L240 244L241 245H246L247 243V241H248V239H249V237L247 238V239H245L244 237H243V239H242V237H239L240 236ZM246 233V232H245ZM244 233V235H246ZM98 234V233H97ZM96 234V235H97ZM99 234H100V232H99ZM148 234V233H147ZM23 235H25V234H23ZM96 235H94V236H96ZM153 235V234H152ZM243 235V234H242ZM141 236V235H140ZM148 237H149V235H147ZM154 236V235H153ZM158 235H156V237H157ZM160 236V235H159ZM200 236V237H199ZM217 236H219V237H217ZM232 236V237H233ZM236 236H234L235 237V239H237L236 238ZM99 237V236H98ZM105 238L107 237V236H104ZM204 237V236H203ZM215 237V240L213 239ZM217 237V238H216ZM224 237V238H225ZM231 237V238H232ZM234 237L232 238L233 240H231V241H234V242H231V244L233 243H236L235 242V240H234ZM263 237V236H262ZM94 238V237H93ZM100 238V237H99ZM98 238V239H99ZM206 238V239H207ZM228 237H226V239H227ZM102 239V238H101ZM152 239V238H151ZM188 239V240H187ZM201 239L199 240V239H197L198 241H201ZM208 239H207V241H208ZM226 239H224V240H222V241H227ZM228 239H230V238H228ZM240 239H242L244 242H242ZM252 239H255V240H252ZM3 240H5V239H3ZM95 240V239H94ZM107 240V239H106ZM172 240H174V243L172 242ZM175 240L177 241V242H175ZM178 240H179V242H178ZM196 240V241H197ZM204 240V239H203ZM221 240H219V241H221ZM261 240H263V238L261 239ZM2 241V240H1ZM99 241H100V239H99ZM104 241V240H103ZM185 241V242H184ZM218 241V242H219ZM229 241V240H228ZM227 241V242H228ZM260 241V240H259ZM259 241H257L258 243H259ZM5 242V241H4ZM203 242V241H202ZM202 242H200V243H202ZM209 243H210V241H208ZM224 243V244H227L228 245V243ZM239 242H237L238 244H239ZM249 242V241H248ZM256 242V244L255 245H257L258 243ZM261 242V241H260ZM1 243V242H0ZM12 243V242H11ZM102 243V242H101ZM105 243V242H104ZM208 243V244H209ZM220 243V242H219ZM230 243V242H229ZM244 243V244H243ZM3 244V243H2ZM5 244V243H4ZM3 244V245H4ZM10 244V243H9ZM8 244V246H7V244H5V246H4V248L3 249H1L0 251L2 252V250H4V252H3V259L2 260H4V264H15L14 263V259L16 260V258L14 257V255L15 254H11L12 252V250L10 249V245ZM15 244V243H14ZM99 244H100V242H99ZM178 244V245H177ZM193 244V245H192ZM206 244V243H205ZM231 244H230V246H231ZM249 244H251V243H249ZM254 244H253V246H254ZM211 245V244H210ZM218 245V244H217ZM235 245V244H234ZM248 245V244H247ZM246 245V246H247ZM261 245V246H260ZM258 247H263L264 248V243H263V241H262V243L260 244ZM1 246V245H0ZM10 246V247H9ZM71 246V245H70ZM218 246H220V245H218ZM217 246V248H219ZM229 246V247H230ZM242 246V247H243ZM257 246H255L256 248H257ZM77 247V246H76ZM175 247H174V249H175ZM209 247H215L216 248V246H214L213 244L211 245V246H209ZM207 245H206V249H207V252H208V249H210ZM238 247V246H237ZM239 247H240V245H239ZM241 247V248H242ZM250 247H252V246H250ZM249 247V248H250ZM0 248H2V246L0 247ZM67 248V247H66ZM204 248V252L201 250V249H203ZM210 249V250H214L213 252L216 254V252H218V251H216L217 250V248L215 249ZM220 248H221V246H220ZM224 248H225V245H224ZM224 248H222V249H224ZM233 248V247H232ZM241 248H239V249H241ZM244 248H245V246H244ZM248 248V249H249ZM255 248V250H257ZM9 249H10V251H9ZM154 250H155V248H153ZM153 249H152V251H153ZM166 249V248H165ZM225 249H228V248H225ZM224 249V251L225 252H223V250H221L223 253H225V255L227 254V252H226V250ZM254 249V248H253ZM260 249V248H259ZM16 250V249H15ZM149 250V249H148ZM147 250V251H148ZM160 250V249H159ZM161 250V251H162ZM167 250V249H166ZM175 250H178V249H175ZM175 250H173V251H175ZM233 250H234V248H233ZM251 250V249H250ZM261 250V249H260ZM260 250H258L259 252H262V250L260 251ZM65 251H67V250H65ZM98 251H99V253H98ZM150 251V250H149ZM151 251V252H152ZM160 251V252H161ZM165 251V250H164ZM172 251V250H171ZM169 252V254H171L172 252ZM216 251V252H215ZM221 251H219V252H221ZM237 251H238V249H237ZM241 251V250H240ZM239 251V252H240ZM254 251V250H253ZM257 251V252H258ZM37 252V251H36ZM151 252H148V253H151ZM177 252V251H176ZM176 252H174V254H176V255H178ZM210 253H211V251H209ZM231 252H234V251H232V249L230 248V253ZM244 252V251H243ZM249 252V250L247 251V253ZM258 252V253H259ZM26 253V252H25ZM28 253V252H27ZM51 253V252H50ZM98 253V254H97ZM146 253V252H145ZM228 253H229V251H228ZM242 253V252H241ZM9 254V255H8ZM97 254V255H96ZM115 253H113V255H114ZM152 254H154V251H153V253ZM164 254H165V252H164ZM163 254V255H164ZM166 254H168L167 252H166ZM165 254V255H166ZM213 254V253H212ZM214 254V255H215ZM243 254V253H242ZM23 255V254H22ZM26 255H28V254H26ZM31 255V254H30ZM47 255V258H46V260H44L45 262H47L49 259H48V255H49V253L48 254H46ZM63 255V254H62ZM102 255V256H101ZM119 255V254H118ZM117 255V256H118ZM161 255H162V253H161ZM172 255V254H171ZM175 255V256H176ZM217 255V254H216ZM231 255V254H230ZM230 255H228V256H230ZM51 256H54L53 254L51 255ZM67 256V257H68ZM71 256V257H70ZM120 256V255H119ZM118 256V257H119ZM173 256V255H172ZM174 256V257H175ZM193 256L194 255H192L191 257H189V258H193ZM213 256V255H212ZM218 256V255H217ZM217 256H213V258L214 257H216L217 258ZM220 256V259H221V255H219ZM227 256V255H226ZM225 256V257H226ZM251 256V255H250ZM250 256H248V257H250ZM254 256V255H253ZM259 256V255H258ZM257 256V257H258ZM260 256H262V255H260ZM264 256V255H263ZM21 257V256H20ZM33 257V256H32ZM65 257H66V254H65ZM67 257H66V259H67ZM116 257V256H115ZM160 257V255L158 256V258ZM200 257H198V258H200ZM223 258H225L224 256H222ZM240 257V256H239ZM37 258V257H36ZM39 258V257H38ZM62 258V257H61ZM108 258H110V256H108ZM108 258H107V261H108ZM111 258H114V257H111ZM121 258V257H120ZM123 258V257H122ZM146 258H149V259H147L146 260ZM156 258V257H155ZM168 258H169V255H168ZM170 258H172L171 256H170ZM170 258L168 259V260H170ZM187 258V257H186ZM194 258H196L195 256H194ZM242 258V257H241ZM251 258V257H250ZM21 259V258H20ZM54 259H55V257H54ZM66 259H64L65 260V262H67L68 263V259H67V261H66ZM189 260V261H192V260ZM218 259H219V257H218ZM228 259V258H227ZM235 259V258H234ZM245 259V258H244ZM51 260H53V259H51ZM62 260V259H61ZM63 260V261H64ZM106 260V259H105ZM112 260V259H111ZM115 260V259H114ZM156 260V259H155ZM160 261H158V262H160L161 263V260H162V258H160L159 259ZM165 261H168V260H166V259H164ZM163 260V261H164ZM173 260V259H172ZM177 261H178V259H176ZM179 260H181V259H179ZM194 260L195 259H193V262H194ZM198 260V259H197ZM200 260V259H199ZM239 260H240V258H239ZM37 261V260H36ZM53 261H55V260H53ZM151 261V260H150ZM154 261V259H152V262ZM164 261V262H165ZM184 261V259H182V261L181 262H178V263H176V264H185V261ZM196 261V260H195ZM237 261V260H236ZM244 261V260H243ZM253 261H255V260H253ZM3 262V261H2ZM30 262V261H29ZM35 262V261H34ZM50 262H52V261H50ZM106 261H104V263H105ZM108 262H110V261H108ZM107 262V263H108ZM112 262V261H111ZM158 262H156L155 264H157ZM169 262V261H168ZM198 262V261H197ZM204 262V261H203ZM240 262V261H239ZM248 262V261H247ZM247 262H246V264H247ZM250 262V261H249ZM252 262V261H251ZM41 263V262H40ZM148 263H150V262H148ZM188 263H190V262H188ZM245 263V262H244ZM255 263V262H254ZM24 264V263H23ZM97 264V263H96ZM143 264V263H142ZM145 264V263H144ZM146 264H147V262H146ZM154 264V263H153ZM162 264H163V262H162ZM172 264V263H171ZM193 264V263H192ZM240 264H243V263H240ZM249 264V263H248ZM256 264V263H255Z\"/></svg>",
    "mask_w": 264,
    "mask_h": 264
},
{
    "label": "built area",
    "instance_id": "3",
    "mask_svg": "<svg viewBox=\"0 0 264 264\" xmlns=\"http://www.w3.org/2000/svg\"><path fill=\"white\" fill-rule=\"evenodd\" d=\"M24 2L39 15L42 24L49 30L69 27L75 21L81 6L80 0H24Z\"/></svg>",
    "mask_w": 264,
    "mask_h": 264
}]
</instances>
